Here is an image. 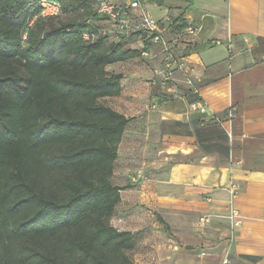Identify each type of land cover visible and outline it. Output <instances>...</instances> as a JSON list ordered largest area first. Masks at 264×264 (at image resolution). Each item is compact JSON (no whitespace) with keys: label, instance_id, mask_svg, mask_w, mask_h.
<instances>
[{"label":"crops","instance_id":"crops-1","mask_svg":"<svg viewBox=\"0 0 264 264\" xmlns=\"http://www.w3.org/2000/svg\"><path fill=\"white\" fill-rule=\"evenodd\" d=\"M146 8L171 19L164 37L183 66L164 88L154 72L161 49L141 33L119 39L148 45L152 56L107 66L123 75L108 104L129 119L113 223L134 235L141 264H264V0H150ZM198 95L205 114L189 110Z\"/></svg>","mask_w":264,"mask_h":264},{"label":"trees","instance_id":"trees-1","mask_svg":"<svg viewBox=\"0 0 264 264\" xmlns=\"http://www.w3.org/2000/svg\"><path fill=\"white\" fill-rule=\"evenodd\" d=\"M48 1L59 15H41V0H0V264H136L134 235L113 223L129 119L105 101L123 78L107 66L141 49L112 24L83 38L104 19L96 0Z\"/></svg>","mask_w":264,"mask_h":264},{"label":"built area","instance_id":"built-area-1","mask_svg":"<svg viewBox=\"0 0 264 264\" xmlns=\"http://www.w3.org/2000/svg\"><path fill=\"white\" fill-rule=\"evenodd\" d=\"M98 6V13L107 19L115 28L117 37L129 31L132 33H141L149 40V42L158 49H161L164 54L162 67H156L154 72L161 75L160 84L164 88H169L175 80L176 69H181L183 61L173 52V46L170 41L164 37L165 22L171 24L170 18L163 20L153 17L146 8V4L150 0H128L125 3H116L111 0H96ZM41 15L56 16L62 11L59 2H52L48 0H41ZM167 29V28H166ZM190 33H194V28L188 29ZM107 30L98 28L95 31L84 32L83 38L87 41H97L100 37L105 36ZM141 56L143 58H150L151 50L148 45H143L141 48ZM192 80L188 79L187 83L191 84ZM190 112H199L205 114L207 111L206 104L203 100L198 99L190 102ZM235 116V108L231 107L228 117L231 119ZM140 175V174H139ZM136 175L132 177L135 181ZM236 186H233L232 192L235 194ZM229 218L234 226H240L241 216L236 208H233Z\"/></svg>","mask_w":264,"mask_h":264},{"label":"rangeland","instance_id":"rangeland-1","mask_svg":"<svg viewBox=\"0 0 264 264\" xmlns=\"http://www.w3.org/2000/svg\"><path fill=\"white\" fill-rule=\"evenodd\" d=\"M98 23H99V28H103L105 30H109L111 29V27L109 26L111 23L107 20V19H99L98 20ZM110 99L106 100L105 102L107 103ZM131 258L133 259V261L136 263V264H141L139 261H138V257H135V254L132 252L131 253Z\"/></svg>","mask_w":264,"mask_h":264}]
</instances>
